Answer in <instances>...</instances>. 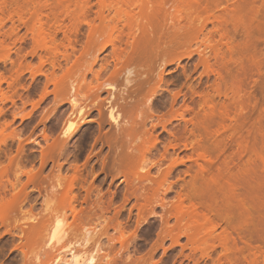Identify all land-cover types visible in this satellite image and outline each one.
<instances>
[{
    "label": "rangeland",
    "instance_id": "rangeland-1",
    "mask_svg": "<svg viewBox=\"0 0 264 264\" xmlns=\"http://www.w3.org/2000/svg\"><path fill=\"white\" fill-rule=\"evenodd\" d=\"M112 28L139 41L121 45L127 72L114 87L127 101L151 100L166 125L153 148L110 126L106 102L103 116L62 135L72 109L62 94L85 66L100 74L98 103L111 92ZM0 79V264L44 259L42 226L65 213L73 176L79 221L69 239L78 249L88 239L99 264H264V0H0ZM87 94L75 100L93 111Z\"/></svg>",
    "mask_w": 264,
    "mask_h": 264
},
{
    "label": "bare ground",
    "instance_id": "bare-ground-1",
    "mask_svg": "<svg viewBox=\"0 0 264 264\" xmlns=\"http://www.w3.org/2000/svg\"><path fill=\"white\" fill-rule=\"evenodd\" d=\"M123 13H124V11H123ZM125 14H126L125 17H127V19H132V16L130 17V15H128L127 13H125ZM179 14H180V11H178V10L174 11L171 14V19L173 21H177ZM125 27L129 28L130 25L127 24V25H125ZM202 27H204V26H202ZM116 33H117L116 28H112L111 29V36L107 39V41H105L103 43L104 45L109 44L111 46V63H107L106 66L104 67V70L110 69V75H111V80L109 79V81H111V85H109L110 84L109 81H108L109 84L106 83L107 81L105 82L108 85V87L111 88V92L110 91L108 93L105 92L109 95L108 98L103 100L104 102L101 101L100 103H98V99L100 97L99 96V90H101L100 88L103 87L101 83L98 84L100 74L98 71H95V72L93 71L92 64H91V66H85L84 71L79 75V78L77 80L75 79L76 81L74 80V82L72 81L75 84L71 83V85H69L68 91H66V93L62 94V96L66 94L67 100L70 102V105L72 108L71 114H69L70 116L65 121V125H64L63 130H62V135L67 136V137L72 136L80 128V126L87 123L86 120H88V117L90 116L91 112L97 111L99 116H103L101 109L103 107V103L106 102L108 105V112L106 114V118L108 119L110 126H114L115 128L118 129L119 134L122 133V135L124 134L125 136H135V135H137V133H143V135L146 137L147 141L150 142V148H153L154 144L158 140L157 136L154 135V132L156 131V129L158 127L165 129L166 125L164 124V122L162 123L159 120V117H157V118L154 117L150 104H147V102L149 100L148 101L146 100V102H144V105H142L138 98L134 97V99H133V97L131 96V97H129V101H127L126 98L122 97V95L120 96L119 91L114 87V83H116L115 79H118L119 77H121L122 73L127 72V67L122 62L123 59H125V56L127 55L126 54L127 48L125 49L121 45L124 44L125 47L127 46L128 49L130 48L131 51H134L136 49L137 45L139 44V41H137L130 34L127 35V36H129V39H127L125 41H121L120 38H118V36L114 37V35ZM43 35H44V30H43L42 26H40L38 29V32H37V38H41V37H43ZM63 58L66 61L67 57L64 56ZM131 58H132V56H131ZM41 63H43V62H41ZM51 66H53L54 68L56 66L58 69L60 68V64H57L55 66L53 64H51ZM53 67H52V70L54 69ZM72 68L66 70V73L68 72L70 74V71L72 70ZM87 73L90 74L91 78L93 79V82L95 80L97 84L96 83L92 84L91 78H90L91 80H89L90 82H87L88 81L87 80V78H88ZM127 76H131L130 72H128ZM49 77H50V79L48 81L53 83L52 85H54V88L56 89V87H59L60 84H58V80L56 78L54 70L51 72V74H50V76H48V78ZM1 81H2V79H0V82ZM125 82L130 84L133 81L130 80V78L126 77ZM161 82H162V78H161V76H159L158 84ZM102 83H103V85H106L104 82H102ZM94 84H96V85H94ZM142 84L143 83H141V82H137V85L135 87V91H133V93L135 95L140 94L141 91L143 90ZM159 87H160V85L159 86L157 85L156 88H154V90L151 92V95H149V96H154L157 93V90L158 89L160 90ZM72 90H73V92H72ZM79 90H82V92L84 91V93H88L87 97L90 96V93H91V95H93V107L97 106L95 108V110L92 111L93 108L91 109V108H87V106H82L77 102V100H75ZM54 91H56V90H54ZM1 93H2V89H1V85H0V95H1ZM53 94L55 95L56 93L53 92ZM56 95H58V94H56ZM54 97H56V96H54ZM175 98H176V96L173 97V100L171 102L172 104H174ZM150 102H151V100H150ZM150 102H148V103H150ZM141 105L146 107L145 110L146 109L147 110L144 111V109L141 108ZM121 111L125 112V115L123 114L124 116L128 115V117L126 116L128 122L124 123V125L122 122L123 118L120 114ZM108 141L111 144L117 143V137L116 136L113 137L111 139V142H110V139H108ZM184 146L186 147V145H184ZM168 147L171 149H174L176 147V145H169ZM165 151H167V148H165ZM132 158H133V156L131 154H129L127 152L122 153L119 156V161H120L121 166H123L125 168L127 166H129ZM148 174L149 173L147 172V175ZM142 177L146 178L144 176H142ZM75 181H76V176H73L67 182V185L65 186L66 188H65L64 192L62 193V196L60 195L61 198H60L59 202H61V205H62V207L61 206L60 207L63 209V211L65 210V213L64 214L60 213V215H59V213L54 214L55 213L54 212L53 215L50 214V217L47 219V221H45L46 223L42 226V233L44 232V234H43V241L44 242H43V246L41 247V250L43 251V253H42L43 256H44V253L46 256H44L43 260H40L39 256H40L41 252H39V254H35L34 259H35V262L37 261L36 264H59V263L60 264H99L98 263L99 259L95 255V253H96L95 249H92L91 251H85V247L89 243L88 239H85L84 243L81 244V246L79 245L81 249H78V247H74L75 243L73 244L69 239L70 238L69 236L71 235V232L73 231V228L75 226V223H76L77 217H78V215L76 213V206H75V198L76 197H75V195H73V187H74ZM161 200L163 201L164 197L161 198ZM178 207L183 209V210L185 209L187 216H189L190 218H194L195 216L198 215L194 205H189L186 207L184 206V199H182V198H179V200H178ZM163 208H164V205H163ZM201 217L208 220V218L205 215H202ZM69 218L72 219V220L70 219L71 220L70 222H69ZM175 218H176V216H175ZM190 218L187 221V225H190V223L192 222V220ZM78 221H79V218H78ZM92 231L95 232V230H92ZM94 232H92V233H94ZM214 232H215V229L213 228L212 230H210L209 235H212ZM193 237L195 238V235H193V234L187 235V239L192 238V240H190V241H193ZM222 237H223V235H222ZM53 253H55V254H53ZM43 256H41V257H43Z\"/></svg>",
    "mask_w": 264,
    "mask_h": 264
}]
</instances>
